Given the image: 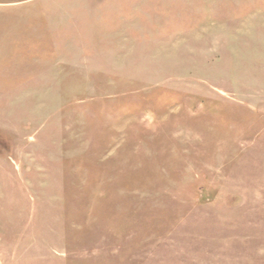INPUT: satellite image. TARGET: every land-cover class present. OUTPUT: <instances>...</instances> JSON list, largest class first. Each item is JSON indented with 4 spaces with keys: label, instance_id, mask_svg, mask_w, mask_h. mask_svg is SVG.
<instances>
[{
    "label": "rangeland",
    "instance_id": "rangeland-1",
    "mask_svg": "<svg viewBox=\"0 0 264 264\" xmlns=\"http://www.w3.org/2000/svg\"><path fill=\"white\" fill-rule=\"evenodd\" d=\"M0 264H264V0H0Z\"/></svg>",
    "mask_w": 264,
    "mask_h": 264
}]
</instances>
